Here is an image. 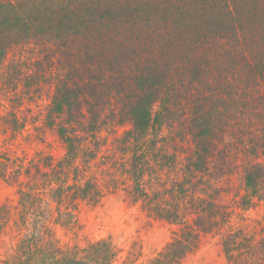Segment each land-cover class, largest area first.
Instances as JSON below:
<instances>
[{
	"label": "rangeland",
	"instance_id": "rangeland-1",
	"mask_svg": "<svg viewBox=\"0 0 264 264\" xmlns=\"http://www.w3.org/2000/svg\"><path fill=\"white\" fill-rule=\"evenodd\" d=\"M200 32L193 25L187 33L202 47L187 52L190 59H198V52L206 54V38ZM81 43L64 48L62 42L59 49L45 41L23 40L9 47L0 68V264H28L36 249L37 264L45 263L46 242L50 246L48 254L66 255L68 259L78 256L85 264H153L176 234L184 236L197 216L187 201L186 207L181 205L185 200L183 188L190 181L197 190L203 183L217 188L215 198L224 205L223 210L230 212L220 217V227L235 237L239 248L252 239L262 241L264 201H243L247 192L242 165L248 159L238 146H246V142H239L246 134L239 139V133L229 132L221 138L208 131L206 136L216 138L215 153L206 171L191 176L188 157L197 133L182 135L184 127L177 123L169 126L165 120L161 128L137 143L127 139L133 124L119 101L105 105L97 129L89 124L92 118L85 99L80 108L73 107L71 114L54 111V97L63 82L80 85V78L92 83L94 77L102 76L97 64L105 66V49L81 50ZM137 46L141 47L138 54L145 51V46ZM210 52L214 57L217 54ZM79 53L84 68L77 58ZM122 69L128 72L124 65ZM213 82V77L203 73L178 79L174 97L187 124H194L186 117L191 94L202 100L198 93L201 89L208 111L219 87ZM255 87L251 84L244 92L252 91L262 102L264 89L257 91ZM75 90L79 96L87 93ZM128 93L125 90L122 98ZM231 95L219 105H227ZM158 106L159 102L155 111ZM64 127L77 155L68 154L60 134ZM258 160L264 163V154ZM140 174L143 177L136 180ZM222 235L218 230L202 231L197 247L178 264H229Z\"/></svg>",
	"mask_w": 264,
	"mask_h": 264
},
{
	"label": "trees",
	"instance_id": "trees-1",
	"mask_svg": "<svg viewBox=\"0 0 264 264\" xmlns=\"http://www.w3.org/2000/svg\"><path fill=\"white\" fill-rule=\"evenodd\" d=\"M193 25L206 38L203 39L206 54L198 52L200 57L196 60L188 58L187 53L202 48L198 39L187 35ZM30 39L48 42L59 49L62 42L66 48L80 41L81 50H95L100 46V50L106 51L107 55L102 56L108 68L105 70V66L97 64V69L103 71L102 76H93L96 81L92 83L80 78L82 84H74L78 88L63 82L54 97V111L71 114L73 107L80 108L85 99L92 118L89 124L97 129L105 105L119 101L125 117L128 115L133 124L127 139L137 143L161 128L165 120L169 126L177 123L184 127L182 135L188 131L197 133L196 145L188 157L191 176L206 171L215 153L216 138L206 136L208 131L221 138L229 132L239 133V139L246 134L239 141L246 142V146H238L248 159L242 165L247 192L243 201L247 204L254 203L255 198L264 201V163L258 160L264 154V99L258 102L252 91L244 92L251 84H256L257 91L264 89V0H0V68L12 44ZM137 44L145 46V51L138 54L141 47ZM191 44L192 48L188 49ZM210 51H216V56ZM77 58L83 63L81 53ZM123 65L128 72L122 69ZM82 66L85 67L84 63ZM89 69L92 73V67ZM202 73L213 77V83L219 87L215 86L208 111L203 91L198 88L202 100L191 94V109L186 117L194 124L189 125L181 114L179 100L174 97L175 86L187 74ZM75 89L87 93L79 96ZM125 90L130 91L124 95L126 101L122 98ZM230 94L232 100L227 105H219ZM158 102L159 108L155 111ZM173 113L179 117L178 122ZM66 131L64 127L60 134L68 154L77 155L73 139ZM256 141L263 144L254 145ZM142 177L140 174L135 179ZM205 184L197 190L190 181L183 188L185 200L181 205L186 207L187 201L197 216L184 236L176 234L153 264H178L186 253L197 247L200 233L212 230L222 231L229 264H264V238L260 242L252 239L239 248L235 237L220 227V217L230 214L229 210H223L224 205L215 198L217 188ZM229 217L224 219L225 223ZM43 248L47 254L42 264H85L78 256L68 259L66 255L48 254V242ZM37 251L33 250L28 264H37Z\"/></svg>",
	"mask_w": 264,
	"mask_h": 264
}]
</instances>
